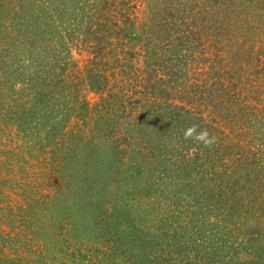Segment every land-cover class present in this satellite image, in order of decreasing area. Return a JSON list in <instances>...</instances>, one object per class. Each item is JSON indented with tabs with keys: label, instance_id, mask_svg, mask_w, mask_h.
Segmentation results:
<instances>
[{
	"label": "rangeland",
	"instance_id": "obj_1",
	"mask_svg": "<svg viewBox=\"0 0 264 264\" xmlns=\"http://www.w3.org/2000/svg\"><path fill=\"white\" fill-rule=\"evenodd\" d=\"M26 1L22 0L25 5ZM37 1L50 6L51 11L36 10L38 17L31 20L39 24L40 31L34 38L24 34L25 28L20 29L18 20L26 11L19 2L0 0V255L16 264H126L129 258L120 252L123 247L118 252L121 245L116 246L114 239L117 233L130 232V225L122 223L120 232L114 230L113 214H109L114 210L112 206H117L121 213L129 212L130 221L147 236L144 245L151 249L156 241L150 240L149 235L163 231L153 217L172 209L169 202L174 198H171L174 184L170 183L176 181L153 170L156 158L151 155L158 150L154 152L145 146L146 139L141 135L134 134L130 139L125 133L128 128L132 132V121L141 113L138 107L142 88L138 86L144 83V64L155 61L161 47L172 52L179 49L170 42L174 35L168 32L177 13L174 7H193L194 12L202 15L203 0L187 3L124 0L127 6L118 0H34L38 4ZM219 1L221 4L212 3V8L211 3L207 4V15L217 16L218 21L223 17V25L228 29L224 37H208L199 30L201 20L194 26L182 24L181 14L176 16L173 28L183 32L184 45L189 39L187 45H192L194 66L197 63L202 69L200 78H210L209 70L215 74L236 68L240 72L236 73L245 79L240 86L242 97L249 100L257 96L258 101H254L257 110L240 115L246 117V125L243 134L234 138L248 149L254 159L250 166L261 174L264 172V0ZM121 12L136 21L133 32L137 36L131 35L127 42L114 34L118 28L115 21ZM145 13L150 15L155 34L141 31L139 19ZM166 23L168 33L164 30ZM191 28L196 29L192 35L188 32ZM48 29L51 33L44 34ZM137 33L157 41L160 48L149 50V55L144 53ZM43 39H48V44L68 63L63 76L78 99L89 105L86 116L82 117L85 109L78 113L76 108L75 114L58 116V110L53 112L52 119L41 120L44 116L36 111L33 119V114L24 115L18 108L30 102L26 91L19 90L28 85L16 68L20 66L27 72L34 65L37 67L33 63L42 61L46 55ZM96 53L100 57L96 61L100 62L94 66L92 59ZM92 67L109 76L101 90L91 87L87 77ZM203 105L202 114L210 119L216 110L209 109L208 102ZM173 133L176 135L174 129ZM225 133H230V129L226 128ZM168 141L172 146L173 140L168 137ZM137 166L141 173L131 172L130 167ZM152 182L154 185L150 187ZM249 182L250 193L264 203L261 185L264 177L256 176ZM145 205H149L146 211ZM250 214L241 212L235 226L252 235L264 215L250 218ZM257 240L264 241V235L253 243ZM114 245L113 255L108 251Z\"/></svg>",
	"mask_w": 264,
	"mask_h": 264
},
{
	"label": "trees",
	"instance_id": "obj_2",
	"mask_svg": "<svg viewBox=\"0 0 264 264\" xmlns=\"http://www.w3.org/2000/svg\"><path fill=\"white\" fill-rule=\"evenodd\" d=\"M17 2L23 11H26L21 16V20H24H18L20 29L25 28L24 34L35 38L40 27L31 19L38 17V13H35L37 9L51 11V8L37 1L38 5L34 0H31V3L27 0V5L22 0ZM118 2L126 5L124 0H118ZM187 2L190 1L186 0L185 3ZM210 3L212 8V3L216 6L221 4V1L203 0L202 15L194 12L193 7L185 6L181 9L179 6L174 7L177 13L172 17L170 30H167L169 20L164 28L166 32L174 35L170 37V42L175 43L179 48L173 52L170 49L160 48L156 45L157 41L153 42L148 36L137 33L138 40H141L145 50L144 53L149 55V50L158 47L160 49L155 54L156 60L145 61V68L141 70L144 72V83L138 86L142 88V98L139 100L141 103L138 107L141 113L132 121V132L127 131L128 128L125 133L130 139L135 137L134 134L141 135L146 139L145 146H149V149H153L154 152L158 150L155 152L157 154L151 155V158H156L154 162L156 165L152 169L176 181L170 183L174 184L171 185L173 193L171 198H174L169 202L172 209L170 212L165 210L166 214L161 212V215L153 217V222H156L163 231L161 234L149 235L150 240L156 241L155 245L151 244V249L144 245V238L147 236L144 237L141 227L135 225L134 221H130L129 212L121 213L117 210V206H112L114 210L109 214H113L114 230L120 232L121 229L118 228L122 223L130 225V232L117 233V239H114L116 246L118 243L119 246L121 245L118 252L123 247L120 252L126 253L129 258L126 264H264V241L257 240L253 243L257 237L264 235V219L263 222L254 226L255 231L252 235L238 228L236 222L239 218L241 219V212H251L250 218L256 214L264 215L262 207L264 203L261 198L260 200L258 196L252 195L255 193H250L252 189L249 182L256 176L264 177V172L259 174L250 166L253 163V157L250 156L241 140L234 138L236 135L243 134L242 131L246 125H244L246 117L243 119L240 115L246 116L250 114L249 112L252 114V111L257 110L254 104L257 96L253 95L249 100L242 97L243 90L240 86L245 79L237 74L239 71L236 68L220 71L215 73L216 75L209 70L210 78H200L202 69L200 70L197 63L194 66V55L190 49L192 45H187L189 39L184 45V38L181 36L183 32L179 33L173 28L176 26L175 19L181 14L182 24L194 26L201 20L202 26L199 30L205 31L208 37L213 35L224 37L228 29L223 25V17L218 21L217 16L207 15L209 8L207 4ZM200 6L199 4L198 7ZM122 9L125 12V6ZM169 11L173 13L170 9ZM198 13L200 16H197ZM139 20L142 23L140 25L142 32L145 29L146 32L155 34L152 31L149 14H143ZM115 22L118 26L114 32L117 38L121 37L127 42L132 39L131 35L137 36L133 32L136 21L127 14L121 12ZM209 28H211L210 31ZM195 31L196 29L191 28L188 32L192 35ZM43 32L50 34L51 29ZM41 43L46 45V49L44 48L46 55L42 61L33 63L38 68L34 65V68L27 72L20 66L16 68V71L20 69L17 72L22 81L28 85L19 90L26 91L30 102L28 106L21 104L18 108L24 115L28 112L33 114V119L36 113L41 114L44 116L41 120H47L45 117L52 119L53 112L58 110V116L69 115L70 112L75 114L76 108L78 113L85 109L82 117L86 116L89 105L84 99H78L77 94L73 92L75 89L73 91L70 89L63 76L68 63L59 56L54 46L48 44V39H43ZM99 58L96 53L92 59V65L96 66L100 62L96 59ZM87 77L95 90H101L109 80V76L96 71L95 67L90 68ZM71 100L74 102L71 103ZM203 102H208V108H211L213 112L216 110L210 119L202 114ZM23 120L24 123L29 122V120L21 119ZM193 125L196 126L197 132L207 131L208 139L211 141L209 144L205 145L203 142L184 138L185 130ZM226 128L230 129V133H225ZM168 137L173 140L172 146H169ZM146 155L150 154L143 156ZM176 162H179V165ZM130 170L141 173L138 166L130 167ZM258 179L262 178L258 177ZM152 185H154L153 182L150 183V187ZM261 185L263 187L264 183L261 182ZM261 201V207H258ZM148 206L145 205L144 211L148 209ZM160 240L163 243L158 242ZM165 241L167 243H164ZM115 245L110 247L108 253L111 251L113 255L115 254ZM132 249L136 252H132ZM0 264L16 263L1 254Z\"/></svg>",
	"mask_w": 264,
	"mask_h": 264
},
{
	"label": "clouds",
	"instance_id": "obj_3",
	"mask_svg": "<svg viewBox=\"0 0 264 264\" xmlns=\"http://www.w3.org/2000/svg\"><path fill=\"white\" fill-rule=\"evenodd\" d=\"M184 138L185 139H193L197 142H203L205 145L209 144L211 141L208 139V133L206 130H201L200 132H197L196 126H190L187 128L184 132Z\"/></svg>",
	"mask_w": 264,
	"mask_h": 264
}]
</instances>
